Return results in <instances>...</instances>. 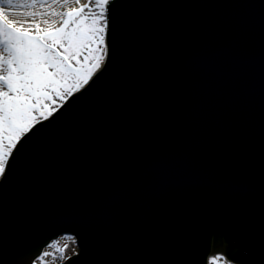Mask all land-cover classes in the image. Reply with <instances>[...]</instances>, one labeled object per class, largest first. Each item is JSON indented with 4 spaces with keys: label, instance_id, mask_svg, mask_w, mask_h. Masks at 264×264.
<instances>
[{
    "label": "water",
    "instance_id": "1",
    "mask_svg": "<svg viewBox=\"0 0 264 264\" xmlns=\"http://www.w3.org/2000/svg\"><path fill=\"white\" fill-rule=\"evenodd\" d=\"M107 42L0 180V264H264V0H113Z\"/></svg>",
    "mask_w": 264,
    "mask_h": 264
},
{
    "label": "snow or ice",
    "instance_id": "2",
    "mask_svg": "<svg viewBox=\"0 0 264 264\" xmlns=\"http://www.w3.org/2000/svg\"><path fill=\"white\" fill-rule=\"evenodd\" d=\"M18 2L0 0V180L20 142L37 124L53 118L59 101L66 103L90 84L91 68L102 67L100 61L106 62L109 52L113 0H51L68 6L52 9L56 20L16 19L12 10ZM31 4L48 5V0ZM30 15L48 17L47 12ZM47 256L37 254L32 264ZM219 260L231 264L215 255L207 264Z\"/></svg>",
    "mask_w": 264,
    "mask_h": 264
},
{
    "label": "rangeland",
    "instance_id": "3",
    "mask_svg": "<svg viewBox=\"0 0 264 264\" xmlns=\"http://www.w3.org/2000/svg\"><path fill=\"white\" fill-rule=\"evenodd\" d=\"M22 1V0H21ZM18 3H24V2H18ZM27 3H31L30 1H27ZM19 4V5H20ZM29 5V4H26ZM52 20L53 18H49ZM103 61H100V64H102ZM85 67H88L86 64ZM97 69V67L91 68V73L94 72ZM63 101H59L55 107L57 108ZM35 123V121H34ZM7 143V141H6ZM78 251V247L76 244V239L64 236L61 237L59 240L55 241L49 249H47L46 252L49 253V256L45 257L43 260H39L36 264H60L62 263L67 257L75 254Z\"/></svg>",
    "mask_w": 264,
    "mask_h": 264
},
{
    "label": "bare ground",
    "instance_id": "4",
    "mask_svg": "<svg viewBox=\"0 0 264 264\" xmlns=\"http://www.w3.org/2000/svg\"><path fill=\"white\" fill-rule=\"evenodd\" d=\"M27 1L31 0H19V2H24V3H18L17 6L12 10L14 17L16 19H20V20H24V19H29V20H42L44 18H53L52 20H56L58 19V17L52 16V9H54L55 11L59 12L61 11L63 8H66L68 6H63L61 4H52L51 0H48V5H51V7L49 8L48 5H33L31 3H27ZM20 4V5H19ZM29 4V5H26ZM74 6V5H73ZM43 13V12H47L48 13V17H41V16H31L30 13ZM217 264H225V260H219L217 261ZM233 264V263H231Z\"/></svg>",
    "mask_w": 264,
    "mask_h": 264
}]
</instances>
